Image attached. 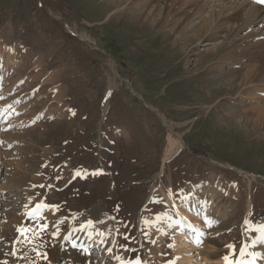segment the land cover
<instances>
[{
  "label": "rangeland",
  "instance_id": "rangeland-1",
  "mask_svg": "<svg viewBox=\"0 0 264 264\" xmlns=\"http://www.w3.org/2000/svg\"><path fill=\"white\" fill-rule=\"evenodd\" d=\"M127 3L0 0V54H4L0 56V106L5 116H12L3 123L0 134V255L6 263L20 260L14 257L20 228H54V222L42 213L44 205L54 207L61 220L100 209L97 226L107 230L103 243L117 245L114 258H120L119 264H178L173 223L164 237L158 238L157 232L164 221L176 218L177 208L185 212L191 208L201 223H206L212 210L210 199L217 202V215L225 210L228 214L214 225L209 219L212 227L201 225L202 245L207 248L184 253V258L193 256L187 264L202 260V256L211 264L222 254L233 256L237 252L229 241L233 232L243 243L227 264H237L250 241L248 229L264 227V200L258 194L264 188V177L230 175L224 170L232 165L264 174V122L254 124L257 114L252 111L264 106V91L257 85L243 91L245 72H231L233 66L222 65V71L217 72L214 64L234 59L222 56L224 44H220L221 50L207 52L210 46H195L188 32L181 30L183 26L177 30L182 37L176 43L172 15L164 23L152 15L139 23L134 8L122 13ZM166 3L175 5L174 14L180 11V4ZM202 6L190 9L188 18L197 20ZM181 10L177 18L188 9ZM221 41L212 36L209 42L216 46ZM250 46L237 48L241 56L234 61L248 67L253 60L245 58V53H250L246 50H256ZM116 74L130 79L156 109L164 108L159 110L161 120L165 123L168 118V124L172 123L174 139L191 131L186 152L171 159L163 171L169 130L156 134L150 117L125 98L124 91L119 92L122 85L118 87ZM107 77L108 91L114 92L102 138L100 118L88 114L87 106H96L93 111L99 108L107 91ZM241 94L243 105L238 98ZM247 96L251 101L244 100ZM71 104L76 107L74 112ZM252 104L255 106L249 108ZM193 153H206L225 164L197 163ZM79 165L86 166L84 174L75 172ZM202 185L208 197L190 198L188 188ZM33 215L37 221L29 222ZM263 235L264 230L262 240ZM253 251L260 250L252 249L245 260L250 261ZM91 256V264H116L100 246Z\"/></svg>",
  "mask_w": 264,
  "mask_h": 264
},
{
  "label": "bare ground",
  "instance_id": "bare-ground-1",
  "mask_svg": "<svg viewBox=\"0 0 264 264\" xmlns=\"http://www.w3.org/2000/svg\"><path fill=\"white\" fill-rule=\"evenodd\" d=\"M127 1V5L125 4L126 10L122 9V13H125L127 10H131L132 8H134L135 12L140 15L139 19L136 18L139 23H142L144 19H146L149 15H152L153 17H159L161 20L160 23H164L166 19H169L172 15L174 18L172 17V19L170 18V20H172L175 25L174 28H172V31L176 34H174L175 37L172 36V38H174V42L176 43L180 42L181 40L180 38L182 37V35L180 34L182 32L178 33V31L183 26L181 30L184 32H188V39H191V42L194 39L195 46H210V48H208L207 50L208 52L217 49L221 50L220 44H224L226 49L222 52V56L225 57L231 55L234 60H237L239 56H241V50H236L237 48L239 49L240 46L251 47L250 45H253L256 50H246L250 53H245L247 57L254 58V60L250 62L245 71V76L243 79V91L245 89L247 90L248 86H250L248 88L250 89L255 85L261 86L264 90L263 5H257L251 0ZM166 2H176L180 4V11L178 13L175 12L176 14H174L173 12L174 10H176L175 5L170 7ZM133 5L135 6L132 7ZM201 5L203 6L201 7L202 9L197 12V20L195 19V17H191L189 19L188 17L191 16V12L189 10L199 9ZM183 8H185V10L188 9L187 11H184V13L186 14H181V16L179 15L180 17L177 18V15L182 11L181 9ZM212 36L213 38H221L222 41L218 44H215L216 46H214V44H210L211 42H209L212 39ZM235 52L237 53L234 54ZM6 53L9 54L10 52L7 51ZM0 56H2L1 58H3L4 54H0ZM222 56H220L219 58H221ZM5 57L10 56L6 55ZM219 58L217 59V62L219 61ZM259 79H261V81ZM252 111L257 114L256 122H254V124H261L262 122H264V112L260 113L264 111V106H256L252 109ZM168 128L170 136L168 138V148L163 159L164 165L169 163L171 159L173 160V158L176 157L184 148L181 137H176V139H174L175 135L172 133L171 128ZM1 138V140H3V137ZM1 158L3 159V157L0 155V161ZM1 167L2 165H0V170ZM163 170L164 166L162 167V171ZM198 189L199 190H196L194 188L189 189L190 198L193 199L194 195L203 193L204 190L202 188ZM152 195L153 193H151L150 196ZM175 207L177 206H174V211H176ZM53 208L54 207L48 205H44L42 207L43 215H48L47 221L51 223L54 222L53 229L45 230V228H40V226L36 227L33 225H31L28 229H24V227L20 228V230L22 229V233L17 239L14 256L15 259L19 258L20 260L17 259L16 261H14V264H58L60 259H64L66 264H90V262L92 261L91 254L98 246H100L103 251H105V254L107 253L111 258H113L114 261H116V264H119L120 258H114L118 255V249L116 250L117 245L115 243H111L110 245L104 244L103 240L108 234L107 230L105 227L100 228L97 226V222L99 221L98 216L102 212L100 209L88 211L77 216L73 220H61L59 219L58 214L55 212V209L53 210ZM102 208H105V205ZM177 209L178 211L176 212L178 218L176 216L177 219L174 218V221L171 218H169L170 220L168 221H164L165 225L159 228L157 237H164L167 230L171 229V224L173 223V226L175 227H173V229L176 234L175 236L177 237V240H173L175 244V256L178 260L177 263L179 264V261L184 259L182 263L187 264L186 261H188L189 263L190 258H192L193 256L184 258V253H188L189 255H191L194 251H197V248H202L201 251L207 248V246L203 247L202 245V235L204 233V230H202L203 227L201 228V224L209 225V217L206 223H201V219H199L195 215V211L191 210V208H188L186 212L185 210L182 211L179 208ZM220 212L221 210L219 211V213ZM226 212L228 214V211L225 210L223 213L217 215L216 210H214V212L211 211V223L215 220L224 219L227 216L224 215ZM170 216L171 215H169V217ZM36 221L37 215H33L31 220H29V222ZM44 221L46 223V220ZM41 223L42 225H44L43 222ZM159 224L161 226V218L159 220ZM177 225L179 226V229L177 228ZM263 230L264 227L248 229L250 241L245 245L243 251L241 252V259L243 262L240 264H250L245 260V258L248 256V253L254 248H258L260 251H253L250 261L252 262V264H264V240L260 238L262 236ZM33 232L36 234L32 235ZM45 232L48 233V235H45ZM73 245H75V247ZM212 258H210V260H213ZM201 259L202 260L196 259L193 264L212 263H210L209 260L207 258H204L203 256L201 257ZM220 259L222 260L218 261L215 264H227V261L224 260L225 257H222ZM1 260H3V264L6 263L4 257L0 255V263ZM120 264H123V262H121Z\"/></svg>",
  "mask_w": 264,
  "mask_h": 264
},
{
  "label": "snow or ice",
  "instance_id": "snow-or-ice-1",
  "mask_svg": "<svg viewBox=\"0 0 264 264\" xmlns=\"http://www.w3.org/2000/svg\"><path fill=\"white\" fill-rule=\"evenodd\" d=\"M257 2L258 3H264V0H257ZM47 207V206H46ZM74 247H75V245H73ZM46 255V254H45ZM225 259H227L226 257H225Z\"/></svg>",
  "mask_w": 264,
  "mask_h": 264
},
{
  "label": "crops",
  "instance_id": "crops-1",
  "mask_svg": "<svg viewBox=\"0 0 264 264\" xmlns=\"http://www.w3.org/2000/svg\"><path fill=\"white\" fill-rule=\"evenodd\" d=\"M168 148V147H167ZM167 151V150H166ZM166 153V152H165Z\"/></svg>",
  "mask_w": 264,
  "mask_h": 264
}]
</instances>
